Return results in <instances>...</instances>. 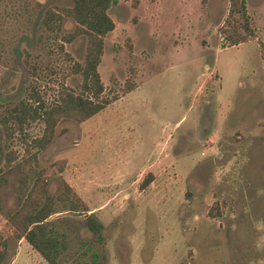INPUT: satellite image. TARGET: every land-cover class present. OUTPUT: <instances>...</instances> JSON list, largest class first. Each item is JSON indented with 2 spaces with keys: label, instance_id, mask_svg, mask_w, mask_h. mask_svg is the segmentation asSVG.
<instances>
[{
  "label": "rangeland",
  "instance_id": "374dc122",
  "mask_svg": "<svg viewBox=\"0 0 264 264\" xmlns=\"http://www.w3.org/2000/svg\"><path fill=\"white\" fill-rule=\"evenodd\" d=\"M229 2L117 0L98 68L107 107L63 118L40 151L28 142L42 121L12 137L0 124V264H49L7 224L24 171L56 198L65 264H264V0H247L257 37L224 47ZM72 5L0 0V103L33 89L48 103L63 87L81 92L73 65L85 62L87 37L62 40L71 17L58 33L42 24L46 8Z\"/></svg>",
  "mask_w": 264,
  "mask_h": 264
},
{
  "label": "trees",
  "instance_id": "16d2710c",
  "mask_svg": "<svg viewBox=\"0 0 264 264\" xmlns=\"http://www.w3.org/2000/svg\"><path fill=\"white\" fill-rule=\"evenodd\" d=\"M116 1L73 0L72 6L44 10L42 24L50 32H61L66 17L76 21L72 32L62 34L64 42H72L82 35L87 37L85 62H75L73 65V71L80 73L83 78L81 92L63 87L57 98L48 103L33 89L27 98L14 105L0 103V124L8 137L13 136L15 127L24 132L25 125L40 120L44 124L42 136L28 142L31 147L40 151L52 141L56 127L63 118L84 122L107 107L110 101L103 96L105 85L98 68L104 53L105 38L118 27V23L109 14V9ZM23 9L33 12L30 4H25ZM219 32L224 47L238 45L257 37V30L248 12L247 0H230L227 17L219 27ZM63 48L61 45L62 50ZM12 161L13 157L9 158L7 165L10 166ZM5 182L6 179L1 177L0 190ZM147 182L145 179L142 186ZM20 195L19 208L7 217L8 226L18 239H25L49 264H65L66 235L55 228V221L50 220L51 215L56 212V198L49 193L47 180L41 175L32 180L30 171H24ZM86 220L89 229L97 238L103 239L104 225L95 212L88 213ZM5 247L6 244L0 253V263L5 257Z\"/></svg>",
  "mask_w": 264,
  "mask_h": 264
}]
</instances>
